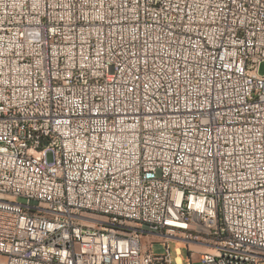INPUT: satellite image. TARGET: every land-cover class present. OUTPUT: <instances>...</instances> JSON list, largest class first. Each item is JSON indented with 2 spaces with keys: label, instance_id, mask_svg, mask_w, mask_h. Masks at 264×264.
Listing matches in <instances>:
<instances>
[{
  "label": "built area",
  "instance_id": "built-area-1",
  "mask_svg": "<svg viewBox=\"0 0 264 264\" xmlns=\"http://www.w3.org/2000/svg\"><path fill=\"white\" fill-rule=\"evenodd\" d=\"M262 64L264 0H0V264H264Z\"/></svg>",
  "mask_w": 264,
  "mask_h": 264
},
{
  "label": "rangeland",
  "instance_id": "rangeland-1",
  "mask_svg": "<svg viewBox=\"0 0 264 264\" xmlns=\"http://www.w3.org/2000/svg\"><path fill=\"white\" fill-rule=\"evenodd\" d=\"M263 72H264V64H262L260 66V73H263ZM148 242H149V240L145 238L144 239V243L145 244H148ZM170 248H171V258H174V256H175L174 249L175 248H180L181 249V260H182L183 264H187L188 263L189 260H188V258L186 256L185 244L184 243L179 242V241H172L170 243ZM152 250H153V253H155V254H161V253L164 252L163 246H161L159 244H154L153 247H152ZM197 257H198V255L192 254L191 255L192 262H196ZM174 264H176V263L174 262Z\"/></svg>",
  "mask_w": 264,
  "mask_h": 264
},
{
  "label": "bare ground",
  "instance_id": "bare-ground-1",
  "mask_svg": "<svg viewBox=\"0 0 264 264\" xmlns=\"http://www.w3.org/2000/svg\"><path fill=\"white\" fill-rule=\"evenodd\" d=\"M176 261H177V263L179 264L180 261H181L180 257H177Z\"/></svg>",
  "mask_w": 264,
  "mask_h": 264
}]
</instances>
